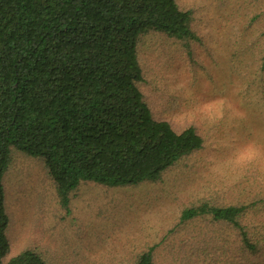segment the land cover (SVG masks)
<instances>
[{"label": "trees", "instance_id": "obj_1", "mask_svg": "<svg viewBox=\"0 0 264 264\" xmlns=\"http://www.w3.org/2000/svg\"><path fill=\"white\" fill-rule=\"evenodd\" d=\"M198 15L187 0H0V264L57 262L15 244L8 179L22 161L40 160L68 205L83 181H157L205 148L197 125L164 114L169 96L148 58L163 39L193 58ZM253 49L264 71V31ZM250 102L262 153L263 87ZM248 173L257 183L244 199L219 192L185 206L165 248L133 264H264V174Z\"/></svg>", "mask_w": 264, "mask_h": 264}, {"label": "rangeland", "instance_id": "obj_2", "mask_svg": "<svg viewBox=\"0 0 264 264\" xmlns=\"http://www.w3.org/2000/svg\"><path fill=\"white\" fill-rule=\"evenodd\" d=\"M187 1L203 36L195 56L163 39L148 58L165 85L158 90L169 96L164 114L197 125L205 148L157 181L123 187L83 181L68 205L40 160L22 161L8 179L17 247L41 246L56 264H133L149 247L165 248L185 206L219 192L239 202L249 193L248 169L264 174V159H258L264 152L250 131V101L264 88L253 49L264 31V0Z\"/></svg>", "mask_w": 264, "mask_h": 264}]
</instances>
